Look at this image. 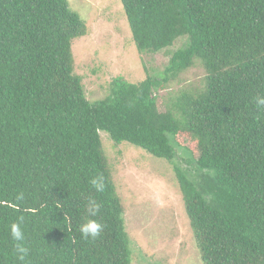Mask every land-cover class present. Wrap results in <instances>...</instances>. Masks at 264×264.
Returning <instances> with one entry per match:
<instances>
[{"label":"trees","instance_id":"1","mask_svg":"<svg viewBox=\"0 0 264 264\" xmlns=\"http://www.w3.org/2000/svg\"><path fill=\"white\" fill-rule=\"evenodd\" d=\"M120 1L139 53L185 44L160 75L117 76L90 101L72 50L88 28L69 0H0V264H132L103 135L173 165L204 264H264V0ZM197 64L200 84L160 110ZM89 219L104 226L95 240L80 232Z\"/></svg>","mask_w":264,"mask_h":264},{"label":"rangeland","instance_id":"2","mask_svg":"<svg viewBox=\"0 0 264 264\" xmlns=\"http://www.w3.org/2000/svg\"><path fill=\"white\" fill-rule=\"evenodd\" d=\"M85 19L88 32L73 40L75 73L82 76L90 101L105 98L112 80L131 82L160 75L171 53L185 44L157 53L137 51L120 0H69ZM205 71L197 64L169 82L158 94L160 110L180 89L199 85ZM103 144L113 167L123 217L130 236L132 264H204L185 212L173 165L128 142L115 146L107 135ZM181 141L187 139L179 135ZM188 144V143H187Z\"/></svg>","mask_w":264,"mask_h":264},{"label":"clouds","instance_id":"3","mask_svg":"<svg viewBox=\"0 0 264 264\" xmlns=\"http://www.w3.org/2000/svg\"><path fill=\"white\" fill-rule=\"evenodd\" d=\"M254 102L256 103L258 108L264 109V95L254 97ZM91 184L96 189V191L102 192L104 190L103 176L101 175L94 177L91 180ZM18 198L22 199L23 193H21ZM87 208L90 216H96L99 212L100 205L95 200L89 199ZM103 228L104 226L101 223H99L97 220L89 219L87 220V222L82 223L80 225V232L82 233L85 239L91 238L95 240L97 237L100 236V234L103 231ZM11 235L13 239L16 241L23 240L24 234L19 223H13L11 225ZM18 252L21 253L20 259L23 260L24 254H26V250L18 245Z\"/></svg>","mask_w":264,"mask_h":264}]
</instances>
